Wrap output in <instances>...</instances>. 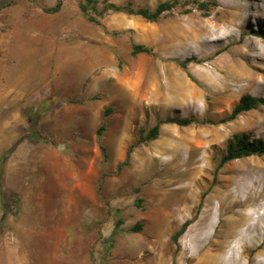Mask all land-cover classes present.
I'll return each mask as SVG.
<instances>
[{
  "label": "rangeland",
  "instance_id": "374dc122",
  "mask_svg": "<svg viewBox=\"0 0 264 264\" xmlns=\"http://www.w3.org/2000/svg\"><path fill=\"white\" fill-rule=\"evenodd\" d=\"M246 1L180 0L155 22L108 11L96 24L78 0L57 13L42 8L57 0H0V264H264V156L218 167L234 133L264 137V106L223 121L244 94L264 96V0ZM135 43L152 53L133 55ZM240 67L256 81L227 80ZM175 75L202 97L174 101ZM186 117L212 122L163 123L139 142Z\"/></svg>",
  "mask_w": 264,
  "mask_h": 264
},
{
  "label": "trees",
  "instance_id": "16d2710c",
  "mask_svg": "<svg viewBox=\"0 0 264 264\" xmlns=\"http://www.w3.org/2000/svg\"><path fill=\"white\" fill-rule=\"evenodd\" d=\"M79 7L83 15L86 19L92 23L101 24L100 19L97 18L96 14L103 15L108 11L114 12H124L132 15H139L148 21H158L166 12L173 10L180 0H165L160 2L154 9H150L147 7H137L131 1H128L123 4H118L115 2H111L110 0H78ZM63 5V0H57V3L54 6L47 7L43 6V10L46 13H57L61 10ZM100 5L102 7L100 8ZM201 9L208 8L207 3H200ZM264 38V33H261ZM139 53H152V49L142 43H135L132 48V54L137 55ZM185 66V63L183 64ZM260 106H264V96H254L252 94H244L238 103L233 107L231 113L228 117L223 119V121H230L235 119L239 114L256 109ZM30 122L34 123L35 119L29 116ZM194 122L199 123H207L212 122L209 119L199 120L195 117H186L183 119L179 118H168L163 122H158L155 126H153L147 133L144 130L141 132V136L139 142H148L154 139H157L160 133L161 125L163 123H177L179 125H189ZM105 130V125L102 124L98 130L97 134L99 137L100 148L104 153L105 158H108L107 149L105 145L102 143V134ZM131 149L127 153V158L130 156ZM250 156H264V137L261 138H252L249 133L246 132H236L234 133L227 141L226 152L221 157V160L218 164V167L223 166L229 161L250 157ZM127 162V161H126ZM122 165L119 167L121 168ZM3 176V170L0 166V196L4 198V193L1 188V180ZM5 205V204H4ZM4 210H7L5 206H3ZM123 221L119 220L118 223L121 224ZM192 223L191 220H186L182 227L176 231L172 235V239L175 243L179 241L180 236L186 231L188 226ZM119 226V225H118ZM143 224L141 222H137L130 230L132 232H140L143 228ZM108 248H111L115 241V236L112 234L110 237ZM102 264H106L103 260Z\"/></svg>",
  "mask_w": 264,
  "mask_h": 264
},
{
  "label": "bare ground",
  "instance_id": "6f19581e",
  "mask_svg": "<svg viewBox=\"0 0 264 264\" xmlns=\"http://www.w3.org/2000/svg\"><path fill=\"white\" fill-rule=\"evenodd\" d=\"M245 5H253V3H252V1L251 0H248V1H246L245 2ZM229 24L230 25H235L233 22H230L229 21ZM206 29H205V27H199L197 30H196V36L194 37L195 38V40H198V38H199V35H201V34H203L204 33V31H205ZM195 31V29H193V32ZM185 39V37H179L178 39L176 38V43H182V41ZM167 42H170V40L169 39H167ZM204 42H209V43H212V42H215V41H213V40H204ZM163 46H164V50L167 52V50H168V48H170L169 46V44L167 43V44H163ZM226 63V62H225ZM254 66V65H253ZM259 69H261V70H264V69H262V68H259ZM236 71L237 72H235L234 73V77H233V79H227V80H231V82H232V80L233 81H242V80H248V81H250V82H255L256 81V77L253 75V74H251V73H249V72H247L246 71V69H244V68H242V67H240V68H238V69H236ZM206 77V76H205ZM204 77V78H205ZM201 78V77H200ZM203 80V79H202ZM223 80H226L225 78H223ZM226 80V81H227ZM170 83H172V85H171V87H170V92H172L171 93V96H172V98L174 99V101H177L178 103H188V104H190V102H191V100H194V99H197L198 97H200V95H201V93H199V92H196L195 90H194V88L191 86V84H190V82L188 81H186L183 77H181V76H179V75H175L173 78H170ZM208 81V80H207ZM213 82V81H212ZM211 82V83H212ZM214 83V82H213ZM212 83V84H213ZM208 85H209V83H208ZM226 85H227V83H226ZM202 97V96H201ZM200 97V98H201ZM199 99V98H198ZM197 99V100H198ZM196 101V100H195ZM162 149H163V147H162ZM232 182V181H231ZM222 192H224V191H222ZM221 192V193H222ZM220 193V194H221ZM229 194V193H228ZM222 195V194H221ZM220 199H222V197L220 198ZM238 199V198H237ZM251 199V198H250ZM249 200V199H248ZM241 201V200H240ZM240 201H237V202H234L235 204H239V202ZM250 201V200H249ZM222 203V202H221ZM234 204V205H235ZM241 204V203H240ZM247 204V203H246ZM244 204L242 203V206H243ZM239 217L240 218H244V219H249L250 217H249V215H246L245 213H243V212H241L240 211V213H239ZM239 219V218H238ZM239 221H240V219H239ZM239 221L237 222V224L239 223ZM235 223V222H234ZM239 225H240V223H239ZM237 226V225H236ZM236 228V227H235ZM226 237V236H225ZM241 241V239H239V242ZM244 244V243H243ZM218 245H220V244H218ZM241 246H242V244H241ZM243 247V246H242ZM215 257V256H214ZM216 258L218 259V256H216ZM216 259V260H217ZM212 261V260H211ZM219 261V260H218ZM217 261V262H218ZM262 261V260H261ZM213 262H215V261H213ZM216 263V262H215ZM263 263V262H262ZM213 264V263H212ZM217 264V263H216Z\"/></svg>",
  "mask_w": 264,
  "mask_h": 264
}]
</instances>
